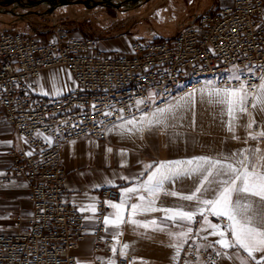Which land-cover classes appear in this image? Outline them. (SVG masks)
<instances>
[{
  "label": "built area",
  "instance_id": "built-area-1",
  "mask_svg": "<svg viewBox=\"0 0 264 264\" xmlns=\"http://www.w3.org/2000/svg\"><path fill=\"white\" fill-rule=\"evenodd\" d=\"M234 65H264V0H232L196 14L172 39L135 38L128 51L60 32L45 41L34 32L0 30V127L9 124L19 141L9 152V172L0 181L11 176L29 180L31 204V216L18 217L16 230H0V264H76L74 252L87 236L93 239L95 258L112 257L113 240L102 221L109 211L105 202H118L120 189L99 190L97 220L89 227L67 199L64 145L84 137L105 141V127L120 116L116 110L123 109L126 118L147 111L145 105L162 106L209 79L221 85ZM56 66H67L77 85L62 96H43L36 82L44 70ZM138 99L145 105L136 106ZM105 111L112 116L100 115ZM98 120L104 124L96 126ZM37 132L52 137V144L37 138ZM28 151L33 155H26ZM197 220L193 235L200 226ZM202 242L197 238L196 243ZM195 247L190 238L178 264H197L210 254L202 252L197 258ZM116 259L130 264L133 258L119 257L118 245Z\"/></svg>",
  "mask_w": 264,
  "mask_h": 264
},
{
  "label": "snow or ice",
  "instance_id": "snow-or-ice-1",
  "mask_svg": "<svg viewBox=\"0 0 264 264\" xmlns=\"http://www.w3.org/2000/svg\"><path fill=\"white\" fill-rule=\"evenodd\" d=\"M67 75L68 80L75 84L71 74ZM59 79L58 74L54 73L52 89L42 90V94L59 95L61 90L56 87ZM253 80L256 83H252ZM197 94L200 103H207L217 110L216 115L232 133V139H240L236 135L237 128L245 129L246 146L177 160L138 161L142 165L140 171L119 177L124 184L117 185L113 180H107L105 183L108 186L120 189L118 202H105L112 211L105 214L102 221L105 233L113 240V255L106 260H77L76 264H96L97 260L101 264H117L118 245L119 257L127 259L132 246L129 243L120 244L118 239L122 235L120 228L125 223L141 236L144 235L138 231L141 228L164 232L171 241L169 247L174 250L173 261L179 260L184 245L191 238L196 245L197 258L202 252L210 253L204 261L197 259V264H217L218 260H228L231 264H264V148L260 146L264 143V65H245L243 69L234 65L227 82L217 85L208 81L205 86L174 98L175 102L169 101L163 107L153 108L145 105L143 99H138L135 105H145L147 111H142L138 118L133 116L126 120L124 110H116L120 112L117 119L122 122L112 123L104 131L114 133L121 139H143L145 133L155 132L168 136L170 140L179 139L183 133L177 129L195 128L194 104ZM92 107L95 108V105ZM112 114V111H105L100 115L111 117ZM189 115L190 124L186 123ZM103 124V120L96 121L98 127ZM36 137H42L49 145L53 142L52 137L44 136L41 132H37ZM250 140L255 141V145H250ZM107 152L111 153L112 148H107ZM119 154L125 156L126 151L122 149ZM26 155L32 156L33 152L28 151ZM125 166L121 164V167ZM3 175L0 172V176ZM185 182H189L187 188ZM177 185L180 187L177 188ZM85 197L91 202L78 207L77 211L90 212L91 215L82 216V219L95 223L97 198L87 193ZM168 198H171V202ZM157 212L162 213L158 219H136L137 216ZM209 217H215L219 223H212ZM197 218L200 226L193 235L192 225L198 222ZM209 237L218 239L212 241ZM197 238L203 242L196 243ZM191 250L192 246L189 245ZM130 264H135V257ZM185 264L191 262L185 261Z\"/></svg>",
  "mask_w": 264,
  "mask_h": 264
},
{
  "label": "crops",
  "instance_id": "crops-1",
  "mask_svg": "<svg viewBox=\"0 0 264 264\" xmlns=\"http://www.w3.org/2000/svg\"><path fill=\"white\" fill-rule=\"evenodd\" d=\"M230 2L232 0H216L214 4L219 8ZM55 15H58L57 12ZM53 20L54 22L50 27L47 26L44 29L37 27L28 32H34L45 41L54 39L57 32L75 37L95 38L106 49L118 48L124 51L129 50L130 43L134 39L131 35H121L114 38L96 37L87 34L79 26L77 28L75 26L64 27L57 23L56 18ZM54 73L60 77L56 87L60 88L61 92L59 95L50 94L47 96H62L71 92L76 87L77 82L70 69L67 66H56L44 70L39 77L38 81L41 95H43L42 90L50 91L52 89V76ZM69 73L71 74L72 80L75 81V84L68 80L67 74ZM208 81L216 84L212 79ZM206 83L197 88L205 86ZM193 90L178 94L168 100V102H175L174 98L178 99L185 95V93H192ZM166 104L161 107L166 106ZM194 110L195 128L185 127L177 129V131L183 133V136L179 139L170 140L168 136L159 132L152 134L145 133L143 139H121L114 133H107V140L105 141L93 137H84L74 140V144L71 143L72 141L67 142L61 152V161L67 172V187L69 189L67 199L77 208L85 206L91 202L87 200L85 193L88 196L97 198L99 190L104 186H108L105 182L109 179L113 180L117 185L124 184L125 182L119 179V177L121 175H134L140 171L142 165L138 161L177 160L192 156L210 155L226 150L233 151L246 146L244 144V139L247 135L245 129L243 127L237 128L236 135L240 139H232V133L227 130L226 126L220 122L216 115L217 110L207 103H200L199 94H197L195 99ZM141 114L142 112L133 116L138 118ZM133 116L126 117L125 119H131ZM257 119L259 120L260 117L257 116ZM121 122L118 120L115 123L118 124ZM190 122L191 116L189 115L186 123L190 124ZM253 130H255V126ZM8 142L11 143L9 144ZM248 143L255 145L256 142L250 140ZM260 146L264 148V143H261ZM18 147L17 132L9 124H3L0 127V172L4 173L3 176L8 174L11 165L10 150ZM107 148H112V152H107ZM122 149L126 151L125 156L119 154ZM122 163L126 164V166L121 167ZM188 183L185 182V188H187ZM96 185H101V187L95 188ZM179 187L180 185H177V188ZM29 194L30 182L22 176H11L9 179L0 181V217H2L0 218V230H16L18 217L27 220L31 216ZM168 201L171 202V198H168ZM111 211L112 209L109 208L108 212ZM82 214L83 216L91 215L88 211ZM161 216L162 213L157 212L140 215L136 219L146 221L153 218L158 219ZM127 218L128 214L126 212L125 219ZM96 220L97 213L95 216ZM85 223L91 227L96 222L85 221ZM109 231H112V229ZM120 231L122 233L118 238L120 244L129 243L132 246L129 249L128 255L132 256V258L135 257V264H178L179 260L173 261L171 259L174 250L169 247L171 241L164 232L141 228L138 230L140 233H144L141 236L133 232L131 226L126 223L121 226ZM209 238L212 240L218 239V237ZM92 247L93 239L91 236H87L79 243L78 248L74 252L76 259L80 261H92L96 259ZM105 258L108 259L110 257L105 256ZM117 264L119 263L117 262ZM217 264H231V262L228 260H219Z\"/></svg>",
  "mask_w": 264,
  "mask_h": 264
},
{
  "label": "rangeland",
  "instance_id": "rangeland-1",
  "mask_svg": "<svg viewBox=\"0 0 264 264\" xmlns=\"http://www.w3.org/2000/svg\"><path fill=\"white\" fill-rule=\"evenodd\" d=\"M216 0H114L115 5L88 8L83 4L59 7L54 12L40 14L50 5L23 8L17 4L0 6V30L28 32L34 28L57 23L78 26L96 37L114 38L131 35L144 40L174 38L181 27L196 14L214 11ZM13 10L15 14L11 13ZM58 10V11H57ZM39 12L38 14L33 12ZM57 12L58 15H55ZM18 14H25L18 16ZM48 32V31H47Z\"/></svg>",
  "mask_w": 264,
  "mask_h": 264
},
{
  "label": "water",
  "instance_id": "water-1",
  "mask_svg": "<svg viewBox=\"0 0 264 264\" xmlns=\"http://www.w3.org/2000/svg\"><path fill=\"white\" fill-rule=\"evenodd\" d=\"M114 0H0V6L17 4L19 7L23 8H31L35 6H39L42 4L50 5L47 11L40 14H48L49 12H54V10L59 7L68 6V5H77L83 4L88 8L98 7V6H106V5H115ZM132 1H140V0H132ZM11 13L15 14L13 10H10ZM35 13H39L33 11ZM25 14H18V16H24Z\"/></svg>",
  "mask_w": 264,
  "mask_h": 264
},
{
  "label": "trees",
  "instance_id": "trees-1",
  "mask_svg": "<svg viewBox=\"0 0 264 264\" xmlns=\"http://www.w3.org/2000/svg\"><path fill=\"white\" fill-rule=\"evenodd\" d=\"M159 40H161V39H159Z\"/></svg>",
  "mask_w": 264,
  "mask_h": 264
}]
</instances>
